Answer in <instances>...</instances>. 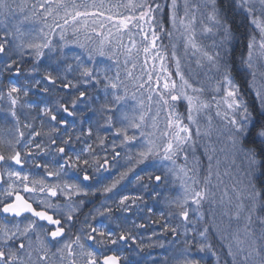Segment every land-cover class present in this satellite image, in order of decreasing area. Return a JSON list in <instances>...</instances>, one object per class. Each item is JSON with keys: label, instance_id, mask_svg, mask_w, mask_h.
I'll return each mask as SVG.
<instances>
[{"label": "snow or ice", "instance_id": "6c2138e0", "mask_svg": "<svg viewBox=\"0 0 264 264\" xmlns=\"http://www.w3.org/2000/svg\"><path fill=\"white\" fill-rule=\"evenodd\" d=\"M167 234L176 264H264V0H0V264H139Z\"/></svg>", "mask_w": 264, "mask_h": 264}, {"label": "flooded vegetation", "instance_id": "af4514ba", "mask_svg": "<svg viewBox=\"0 0 264 264\" xmlns=\"http://www.w3.org/2000/svg\"><path fill=\"white\" fill-rule=\"evenodd\" d=\"M199 155V152H198ZM129 190L130 191H135V188L133 186H129ZM95 200V204L98 206L100 201L103 199V197H100L99 199L96 198H90ZM149 204H151V201H149ZM93 207L92 204H89L88 207H86L84 209V212L87 213L89 208ZM154 219H158V217H153ZM137 222H140L139 220ZM147 222V221H145ZM172 223H175L176 221H170ZM163 223V221H161V224ZM155 229L157 231V233H160V224L157 225H152L149 229L144 230V229H140L139 232L140 234L145 238V243H148V236L151 234V231ZM173 236L171 234H167L166 236H161V242L165 244V248L161 249V248H154V249H146V251L144 253H140V255H131L129 257L130 260H132L133 262L139 261V264H146L147 258H148V254L151 253V255L153 257H158V258H162L165 254L169 255L170 258L173 259V264H176L175 258L179 257L180 252L182 250V245L179 243V240L182 239V237L176 238L177 239V243L172 244L173 241ZM153 240H155V238H153ZM143 258V259H142ZM207 260V264H216L215 262V258H212L210 256L206 257Z\"/></svg>", "mask_w": 264, "mask_h": 264}, {"label": "trees", "instance_id": "16d2710c", "mask_svg": "<svg viewBox=\"0 0 264 264\" xmlns=\"http://www.w3.org/2000/svg\"><path fill=\"white\" fill-rule=\"evenodd\" d=\"M239 23L240 21L239 19H237L234 24V34L236 39L233 41V52H232V59L237 63L239 62V58L242 54L245 56L247 55V48H246L247 39L245 38V29L243 27L237 28L236 25H239ZM166 44H168V42ZM77 51H79V49ZM238 82H240L243 87L242 78L238 77ZM201 158L203 160L204 166L206 167L207 165L206 159H204L203 157ZM217 219H219V216L217 217Z\"/></svg>", "mask_w": 264, "mask_h": 264}, {"label": "rangeland", "instance_id": "374dc122", "mask_svg": "<svg viewBox=\"0 0 264 264\" xmlns=\"http://www.w3.org/2000/svg\"><path fill=\"white\" fill-rule=\"evenodd\" d=\"M112 2H115V0H112ZM167 42H168V40L165 38L164 43L166 44ZM205 43H210V41L205 40ZM136 71H137V73H139V69H137ZM181 111H183V108H181ZM213 139H215V138H213ZM215 147L219 148V147H221V145L216 144ZM217 158L219 160V166H218L219 172L221 173V175L225 181V184L230 188L232 181L229 180L227 176H223V174L225 172H230V173L234 174L232 167H231V158L226 156L224 153H217ZM213 182L215 183V180Z\"/></svg>", "mask_w": 264, "mask_h": 264}]
</instances>
